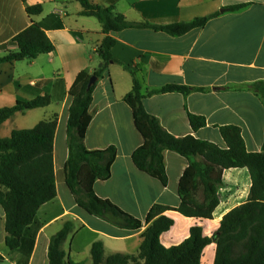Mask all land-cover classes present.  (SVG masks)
I'll use <instances>...</instances> for the list:
<instances>
[{"label":"crops","instance_id":"1","mask_svg":"<svg viewBox=\"0 0 264 264\" xmlns=\"http://www.w3.org/2000/svg\"><path fill=\"white\" fill-rule=\"evenodd\" d=\"M87 1L112 9L136 25L103 33L98 19L82 12L80 0H0V57L7 51L4 46L31 22L43 25L54 46L52 52L35 59L0 64V110L13 107L17 101L44 95L51 98L48 106L16 113L1 124L0 139L57 115L53 141L56 196L39 208L14 250L4 243V211L0 206V264H47L50 238L67 221L73 229L62 247L73 263L92 264L90 251L97 241L102 242L105 257L138 254L147 225L131 231L95 217L78 204L66 183V123L72 103L69 89L78 73L91 74L99 67L97 49L107 35L115 41L111 54L116 62L96 82L84 130L88 150L116 149L110 177L93 184L99 198L142 222L154 204L173 209L180 204L178 186L189 164L186 158L164 152L166 186L138 171L131 161L132 152L143 142L133 112L123 101L133 79L147 94L145 110L169 134L191 135L225 148L219 129L232 125L240 129L247 151H264V0ZM36 5L41 6V13L28 16L25 8ZM237 5L245 6L234 12L226 10ZM212 15L203 26L180 36L153 28ZM169 85L189 88V92H157ZM188 115L203 118L205 125L193 130ZM250 186L246 168L224 170L214 219L188 218L167 210L164 215L174 224L160 236L161 244H179L195 225L211 236L201 222H217L218 226L226 212L246 201ZM220 193L227 195L221 199ZM211 245L214 249L206 264H213L215 245ZM209 246L203 251L201 264Z\"/></svg>","mask_w":264,"mask_h":264},{"label":"trees","instance_id":"2","mask_svg":"<svg viewBox=\"0 0 264 264\" xmlns=\"http://www.w3.org/2000/svg\"><path fill=\"white\" fill-rule=\"evenodd\" d=\"M80 1L82 12L95 16L103 33L117 32L136 25L125 21L112 9L90 5L87 0ZM244 6H231L226 10L234 12ZM41 10L40 5L25 8L28 16L39 15ZM213 16L153 28L171 36H180L203 26ZM114 45L115 41L105 36L97 49L99 67L91 74L87 71L78 73L69 89L72 103L66 123V183L78 204L95 217L121 229L135 231L143 223L147 228L141 235L136 256L115 253L105 257L103 244L97 241L92 244L90 251L92 264H201L203 251L211 244L215 245L213 264H264V151H247L240 129L232 125L219 129L225 148L191 135L175 137L169 134L145 110L143 100L147 94L142 93L141 85L135 79L123 101L133 112L143 142L132 152L131 161L138 171L166 186L164 152H173L186 158L189 164L178 186L180 204L175 209L154 204L142 222L94 193L93 184L110 177L116 149L88 150L84 145L86 112L96 85L87 89V83L91 75L96 76L97 80L102 78L109 65L116 62L111 54ZM11 47L13 49H9ZM4 49L7 51L0 57V64L32 60L40 54L52 52L54 46L46 36L43 25L31 22ZM157 92L187 94L189 88L169 85ZM50 102L48 95L30 101H17L13 107L0 110V125L16 113L43 108ZM188 119L193 130L205 125L201 117L188 115ZM56 125L57 115H54L32 128L13 130L9 137L0 139V206L4 211V243L9 250L19 247L23 231L33 222L39 208L56 196L53 163ZM236 168H246L250 176L251 186L246 201L226 212L211 236L204 233L201 225H195L190 228L188 237L179 244L163 246L160 236L174 224L164 213L174 210L188 218L213 220L219 205L218 190L222 185V173ZM72 229L73 224L67 221L50 238L47 264H76L67 258L62 247Z\"/></svg>","mask_w":264,"mask_h":264},{"label":"rangeland","instance_id":"3","mask_svg":"<svg viewBox=\"0 0 264 264\" xmlns=\"http://www.w3.org/2000/svg\"><path fill=\"white\" fill-rule=\"evenodd\" d=\"M227 193H220V198L221 199H224L226 197ZM237 202H234L233 204H235ZM202 225L204 226V228L206 229V232H208L209 235H212L214 233V231L217 229V222H208V221H204V222H201ZM214 249V246L213 245H210L208 247V249L206 250L205 254H204V257H203V264H206V260H207V257H209V253H211V250Z\"/></svg>","mask_w":264,"mask_h":264},{"label":"water","instance_id":"4","mask_svg":"<svg viewBox=\"0 0 264 264\" xmlns=\"http://www.w3.org/2000/svg\"><path fill=\"white\" fill-rule=\"evenodd\" d=\"M96 82H97V77L94 75H91L87 83V89H89Z\"/></svg>","mask_w":264,"mask_h":264}]
</instances>
